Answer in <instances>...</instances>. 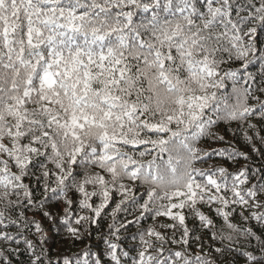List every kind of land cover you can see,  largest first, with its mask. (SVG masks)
<instances>
[{"label": "snow or ice", "instance_id": "obj_1", "mask_svg": "<svg viewBox=\"0 0 264 264\" xmlns=\"http://www.w3.org/2000/svg\"><path fill=\"white\" fill-rule=\"evenodd\" d=\"M259 34L264 0H0V264H264V228L233 222L264 225ZM221 124L243 130L254 171L247 152L198 146ZM213 154L245 165L195 166ZM113 192L105 247L53 258L49 232L83 243ZM126 206L139 216L118 220Z\"/></svg>", "mask_w": 264, "mask_h": 264}, {"label": "trees", "instance_id": "obj_2", "mask_svg": "<svg viewBox=\"0 0 264 264\" xmlns=\"http://www.w3.org/2000/svg\"><path fill=\"white\" fill-rule=\"evenodd\" d=\"M257 41H258V46L261 44H264V34H259L257 37ZM239 65H236V67H238ZM248 71L252 72L253 74L257 75L260 72V65L259 63H255L254 65L250 66ZM231 92V87H228L225 90H222V95L223 96H227L229 93ZM262 99H264V96L261 97ZM254 123H257L258 127H259V121L253 120ZM227 125H219L217 127V131H219V133L221 135H224L225 140L223 142H206V141H201V143L198 145L199 147L202 148H207V149H227L229 151H231L233 148L240 151V152H247L250 154L251 159L247 162L250 165L251 170H255V168L259 165L260 163V157L258 156V154L256 153H252L251 152V144H248L243 137V130H241L240 132H237L235 135H233L232 132H227L225 131ZM231 127L233 129L236 128V124L233 123L231 125ZM251 134V133H250ZM261 135H264V132H261ZM256 146L257 147H261L259 142H256ZM140 150H143V148L145 146H139ZM167 153L164 154L163 159L167 160ZM145 159H151V157H145ZM159 162V161H158ZM212 164H218L224 167H227L229 169L230 172H236L238 169L244 167L245 165V161L243 159H239L238 161H226L224 157L222 156H218L213 154L211 156V158H207V163H200L197 162L195 164L196 167L198 168H208L210 165ZM51 167V165H50ZM78 171H82L81 169H78ZM27 182V181H26ZM135 187V186H133ZM91 187H89V191H91ZM144 189L140 188L139 191L137 192V199L139 200L140 198V194L143 193ZM37 194L39 195L40 192L39 190H37ZM113 200L110 204V207L106 210L105 214H102V217L98 219L97 223L94 225H91L88 228V231L91 232L90 236H86L85 240L83 241V243L77 242L75 247H72L71 249H69V246L64 242L63 240V234H57L56 231L53 229L52 231L49 232V240L47 243V247L49 248L51 255L53 256V258L56 257L57 253H67L69 251L71 252H76L79 249L84 248L87 245H91L93 246L94 249H103L105 247V245L103 244V242L98 239V237L103 236L107 233L108 231V224L112 223V219L110 215H107V213H110L112 208L115 207V203L118 202L121 197L116 194L115 192H113ZM70 198H72L74 201H78L79 199V194H75L73 195L72 193L69 194ZM260 199H264V196L259 197ZM97 203L99 202V199L97 197L93 198ZM142 202V201H141ZM73 208L77 211V213L79 214H88L86 212H79L78 209V204L74 203ZM202 211L205 212V214L210 215L216 222L217 225L219 226L220 224L223 223L222 219L219 217L215 216L214 211L210 212L209 209L207 207H203L201 209ZM255 209H253L254 211ZM53 211H55L58 215H63V206H56L55 208H53ZM175 211V210H174ZM29 215H31V213H29ZM245 215H247V213H245ZM139 216V211L138 210H134L131 206H126V211L121 212L118 215V220L123 221L125 219L127 220H132L134 219V217ZM157 220L159 222H168L166 218L164 217H158ZM234 223L237 224H242L244 227H253L254 231H256L257 233H259V231L261 230V228H264V225L258 224L255 220H251L247 223H244L243 221L240 220L239 216H235ZM42 226L48 230L50 225L46 220H42L41 221ZM156 223V221H153L150 217L145 216V218L143 220H141L140 224L138 226L133 225L130 226L127 233H122V236H125L126 239L124 240V244L127 247L130 243V235L131 233H135L138 228H147L149 226H152ZM188 226L191 228L193 226V224L197 223L196 220L189 218V220L187 221ZM205 243L208 245V247H211V241H210V237L209 236H205ZM197 251L199 249H196ZM208 248L205 249V251H207ZM21 259H25L24 257H21Z\"/></svg>", "mask_w": 264, "mask_h": 264}]
</instances>
